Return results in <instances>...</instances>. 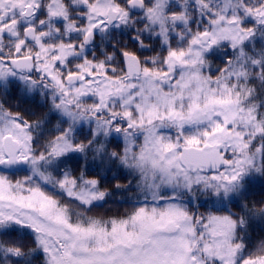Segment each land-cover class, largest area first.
<instances>
[{"label":"snow or ice","instance_id":"6c2138e0","mask_svg":"<svg viewBox=\"0 0 264 264\" xmlns=\"http://www.w3.org/2000/svg\"><path fill=\"white\" fill-rule=\"evenodd\" d=\"M0 264H264V0H0Z\"/></svg>","mask_w":264,"mask_h":264}]
</instances>
